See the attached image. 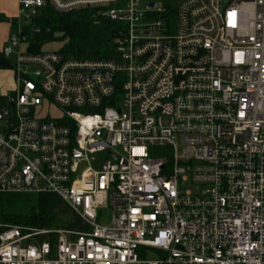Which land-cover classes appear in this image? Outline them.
<instances>
[{"label": "built area", "instance_id": "obj_1", "mask_svg": "<svg viewBox=\"0 0 264 264\" xmlns=\"http://www.w3.org/2000/svg\"><path fill=\"white\" fill-rule=\"evenodd\" d=\"M48 4L115 22L110 57L29 53ZM12 35L0 194L81 228L0 223V264H264V0H19Z\"/></svg>", "mask_w": 264, "mask_h": 264}, {"label": "trees", "instance_id": "obj_2", "mask_svg": "<svg viewBox=\"0 0 264 264\" xmlns=\"http://www.w3.org/2000/svg\"><path fill=\"white\" fill-rule=\"evenodd\" d=\"M8 19L0 14V23ZM12 33L18 21L13 19ZM117 24L103 18H95V12L82 9L69 13L56 11L49 4L41 8L24 26L23 34L29 42L28 52L37 54L42 47L53 41H67L63 53L78 59L109 58L110 41L115 35ZM39 32H36V30ZM58 34L60 37H56ZM14 61L0 51V71L12 70ZM1 104L4 99L0 100ZM61 199L54 194H0V223H16L29 226L52 228L67 227L69 221L60 212ZM78 228L77 225H68Z\"/></svg>", "mask_w": 264, "mask_h": 264}, {"label": "rangeland", "instance_id": "obj_3", "mask_svg": "<svg viewBox=\"0 0 264 264\" xmlns=\"http://www.w3.org/2000/svg\"><path fill=\"white\" fill-rule=\"evenodd\" d=\"M154 1H159V2L171 1V2H174L175 0H141V8H144L148 3L154 2ZM23 24H25V21H23ZM27 25L31 26V21L28 22ZM55 36L60 37V35H58V34H56ZM66 43H67V41H60V40L53 41L51 43L46 44L43 47V49L47 50V51L58 50V49L63 48L66 45ZM7 46H11V39H9L7 41ZM11 59H12V61L14 60V55L11 56ZM13 76H14V74H13L12 70L0 71V100L4 99V96H6V97L13 96L14 93H13L12 89H7L6 94H5V89L8 88V86L11 84V82L13 80ZM170 152H171L170 149H160L158 151V154L156 155V157H161L163 155H169ZM59 209H60V212H63V210H65L64 214H62V215H63L64 219H68V221H69L68 225L69 224L70 225H77L78 228H70L68 225H67V227L55 226L52 228L76 229V230L81 228V222H80L78 216L75 213H73L72 210L62 200L60 201ZM111 218H112L111 211H105L104 215L100 219V223L102 225H107L110 223ZM156 258H157V256L152 251H150L147 254L148 260H153Z\"/></svg>", "mask_w": 264, "mask_h": 264}, {"label": "crops", "instance_id": "obj_4", "mask_svg": "<svg viewBox=\"0 0 264 264\" xmlns=\"http://www.w3.org/2000/svg\"><path fill=\"white\" fill-rule=\"evenodd\" d=\"M18 12H19V0H0V14L5 16L8 19L7 22L0 23V51H4L5 47L7 46V41L11 39V36L13 34L11 21L13 19H17L18 21ZM12 55L14 54L11 52L10 56ZM13 61L15 64V61H16L15 55H14ZM13 69H12V72H13ZM14 85H15V74L13 76V80L11 84L8 86V88L5 89V94H6V90L13 89Z\"/></svg>", "mask_w": 264, "mask_h": 264}, {"label": "water", "instance_id": "obj_5", "mask_svg": "<svg viewBox=\"0 0 264 264\" xmlns=\"http://www.w3.org/2000/svg\"><path fill=\"white\" fill-rule=\"evenodd\" d=\"M156 5L153 4L151 6H149L148 8H154ZM15 39L14 35L11 36V42ZM5 53H6V56L7 57H10L11 55V52H12V49H11V46H6L5 49H4ZM14 105V103H12V106Z\"/></svg>", "mask_w": 264, "mask_h": 264}]
</instances>
